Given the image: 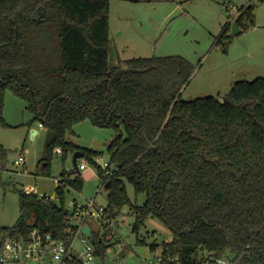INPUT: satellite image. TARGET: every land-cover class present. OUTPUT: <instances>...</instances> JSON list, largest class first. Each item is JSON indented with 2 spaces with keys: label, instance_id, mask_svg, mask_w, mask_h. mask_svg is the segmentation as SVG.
Segmentation results:
<instances>
[{
  "label": "trees",
  "instance_id": "obj_1",
  "mask_svg": "<svg viewBox=\"0 0 264 264\" xmlns=\"http://www.w3.org/2000/svg\"><path fill=\"white\" fill-rule=\"evenodd\" d=\"M110 3L0 0V128L9 127L3 110L10 90L33 115L29 126L48 131L38 170L44 176L58 149L63 160L83 152L93 163L91 156L101 154L67 140L74 126L90 120L113 130V175L100 167L101 184L111 182L110 215L128 205L135 234L150 218L163 222L173 239L164 243L161 264H264V79L235 83L224 100H183L195 68L181 57H118L111 68ZM121 63L144 72L117 79ZM7 156L0 145L3 167ZM60 178L56 200L19 192V219L0 228V252L7 240L27 238L35 229L73 240L77 228L66 190L81 192L83 184L77 168ZM125 181L146 197L143 205L130 202ZM92 240L104 264L110 248L94 234ZM206 252L210 261L201 257Z\"/></svg>",
  "mask_w": 264,
  "mask_h": 264
},
{
  "label": "rangeland",
  "instance_id": "obj_2",
  "mask_svg": "<svg viewBox=\"0 0 264 264\" xmlns=\"http://www.w3.org/2000/svg\"><path fill=\"white\" fill-rule=\"evenodd\" d=\"M109 18L111 43L122 62L137 58L181 57L195 68L182 91L183 100L206 97L224 100L235 83L264 79V0H111ZM236 19H240L242 31L238 36L233 35L231 26ZM120 66L126 68L123 63ZM3 117L9 127L0 128V145L8 151L4 167L0 160V228H11L19 219V192L31 190L37 196L56 200V179L76 167L74 155L69 153L63 160L59 149L50 166V175H38L44 161L48 131L39 124L29 126L33 115L26 110L25 102L10 90L5 92ZM33 129L39 130L34 138ZM115 139L113 130L97 127L90 120L74 126L67 140L101 154L91 156L93 163L86 158L78 159L77 170L83 189L81 192L66 190L67 208L73 213L74 200L84 206L89 200L96 202L95 216L86 218L83 226H90L92 234L103 238L105 246L110 248L104 264H161L164 243L173 239L163 222L150 218L135 234L132 230L136 216L128 205L121 211H114L115 217L110 215L108 192L101 185L100 167L104 170V164L109 162L108 147ZM22 154L25 164L17 165ZM67 181L64 182L66 187ZM125 186L130 202L143 205L146 197L137 196L133 185L127 181ZM107 222H112L116 234L112 230L104 231ZM28 223L33 224L34 219ZM81 223L72 219L74 226ZM141 240L145 243L140 244ZM2 241L0 233V245ZM89 241L93 242L92 236ZM154 243L158 245L156 252L151 250ZM81 247L78 239L75 248L80 250ZM201 257L210 261L207 252ZM60 263L52 255H48L45 262H31Z\"/></svg>",
  "mask_w": 264,
  "mask_h": 264
},
{
  "label": "built area",
  "instance_id": "obj_3",
  "mask_svg": "<svg viewBox=\"0 0 264 264\" xmlns=\"http://www.w3.org/2000/svg\"><path fill=\"white\" fill-rule=\"evenodd\" d=\"M42 127V125H40ZM59 151V149H58ZM17 165L25 164V158L22 154ZM104 171L106 176L113 175L114 168L110 162L104 164ZM58 185L62 184V179L59 177L56 179ZM102 187L104 186L101 184ZM28 195H35L31 190L25 192ZM43 199L44 195L38 196ZM49 198V197H46ZM51 199V198H50ZM52 200V199H51ZM73 206V219L80 220L82 223L76 226L77 230L73 233L74 238L70 242L54 239L50 233H43L40 230H33L30 232L27 238H13L5 242L0 252V264H31L32 261L45 262L48 255H52L54 258L60 260V264H67L68 262L82 263V264H97L98 258L95 256V247L93 243L89 241V237L83 234V225L85 219L95 216L94 209L96 208V202L89 200L87 205H81L74 200L71 204ZM112 222H107L104 227V231L112 230L113 234H116ZM73 231H70L72 233ZM80 239L81 249L75 248V242ZM239 259L229 260L221 259L209 264H238ZM162 262V256L159 259V263Z\"/></svg>",
  "mask_w": 264,
  "mask_h": 264
},
{
  "label": "water",
  "instance_id": "obj_4",
  "mask_svg": "<svg viewBox=\"0 0 264 264\" xmlns=\"http://www.w3.org/2000/svg\"><path fill=\"white\" fill-rule=\"evenodd\" d=\"M239 19L234 20V22L232 23V33L234 36H238L239 34L242 33L241 29L239 28V23H238ZM116 62H117V54H116V50L113 46V44L111 43V53H110V66L111 68H114L116 66ZM144 71L141 70H137V69H130V68H123L120 69L119 71L116 72L115 76L117 79H121V77L125 74H135V73H143ZM38 134V131L36 129L32 130V138H34L36 135ZM84 158V153L83 152H76L74 154V166L77 168V164H78V159ZM110 185L111 182H108L107 185L105 186V189L108 191L110 189ZM136 228V224L133 225V232ZM83 234L86 237H91L92 236V229L90 226L85 225L83 227ZM97 264H101V262H97Z\"/></svg>",
  "mask_w": 264,
  "mask_h": 264
},
{
  "label": "crops",
  "instance_id": "obj_5",
  "mask_svg": "<svg viewBox=\"0 0 264 264\" xmlns=\"http://www.w3.org/2000/svg\"><path fill=\"white\" fill-rule=\"evenodd\" d=\"M39 127H40V125H38ZM37 130V129H36ZM38 131V134L37 135H39V130H37ZM30 222V221H29ZM92 229V228H91Z\"/></svg>",
  "mask_w": 264,
  "mask_h": 264
}]
</instances>
